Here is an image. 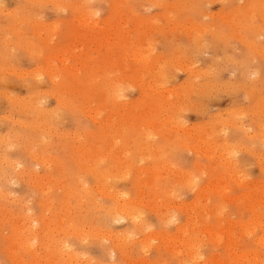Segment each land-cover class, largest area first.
Instances as JSON below:
<instances>
[{"label":"rangeland","instance_id":"obj_1","mask_svg":"<svg viewBox=\"0 0 264 264\" xmlns=\"http://www.w3.org/2000/svg\"><path fill=\"white\" fill-rule=\"evenodd\" d=\"M80 14L86 15L84 21ZM92 84L94 89H100L89 96L87 92ZM115 93L118 96L113 95ZM95 110L98 111L94 114ZM103 127L106 131L108 127L111 130L106 133L110 134V138H106L108 141L104 139ZM97 132L104 137L100 138V142H90L89 134ZM169 136H172L171 139ZM101 142L102 145H95ZM94 147L100 151L98 157L95 153V160L92 157L95 155ZM83 150H87L86 154L90 151L88 155L92 150L93 153L92 158H85L81 162L78 157L85 156ZM101 151L103 154H100ZM137 153L139 156H136ZM102 155L104 161H99ZM41 157L44 160L46 158V162ZM121 157L124 159L121 160ZM92 160L96 165L90 164ZM123 161L128 163L122 164ZM87 163L91 165H88L89 168ZM120 163L123 169L118 167ZM95 169L98 171L95 172ZM85 172H93L91 175L96 173L95 177L98 178ZM81 176L84 180L87 178L85 182L81 180L83 185L86 183L85 190L89 188V193L92 191L93 199L92 195H87L88 199L90 196L97 203L90 206L94 201H88L85 194L80 192L82 204L77 209L78 204L75 203L79 200L72 194L65 195L64 190L67 191L66 185L68 190H71V186L77 189L81 184L78 180ZM101 177H105L102 184L99 181ZM95 184L98 188L104 185L102 189L105 193H97L95 190L100 188ZM217 187L226 195L219 193ZM205 192H208V199L204 197ZM118 195L123 197L124 202L126 200V204L133 200L128 202L132 211L140 209L141 212L137 211L140 212V219L136 221L141 223L145 232H141L140 226V229L137 226L135 230L136 225L126 217H117V222L110 218L103 224V210L108 211L114 205L122 204V200H119L121 196ZM255 198L259 200L258 203L253 200ZM48 200H53L50 205L47 204ZM263 202L264 1L0 0V264H17V257H22L18 258V264H29L41 254L45 257L46 254L41 253L44 252V246L50 248L45 253L50 256L54 254L58 259L48 255L44 259L41 256L46 263L49 260L48 264H55V261L64 264L67 259L69 264H207L217 255L226 260L230 258V252L240 254L246 249L250 259L246 258L245 261L248 259L249 262L239 261L243 264H264V246L259 243V235L263 237L264 234ZM51 204L54 208H51ZM197 204L216 205L217 215L210 213L208 219L201 220L207 221L208 227L211 226L214 232L218 228L217 231L223 234L219 240L212 238L213 243L204 233L199 234L194 251L196 254L193 252L200 256L199 259L194 258L198 263L192 256L181 253L182 248L177 240H174L176 243L168 241L170 236L178 235L175 232L177 225L187 223L188 219L195 220L191 207ZM249 204L253 205L251 211ZM44 207L56 210L55 217H62L66 225L62 227L51 211L48 213L46 210L44 213ZM61 207L70 208L64 211ZM99 207L104 209L99 210ZM254 209L260 212L261 225L255 223L243 231L242 228H247L246 222L252 219ZM59 210L65 212L64 218ZM186 211L190 212L191 218ZM72 212L75 216L71 221ZM45 215L47 220H44ZM66 216H71L70 221ZM77 216H81L80 221L84 223L77 221L80 219ZM142 216L144 220L141 221ZM50 217L56 221L55 225L53 220H49ZM37 219L39 222L36 223ZM40 221L47 225L53 221V226L43 224L53 229L44 228ZM226 222H229L228 225ZM56 223H60L58 227L63 228L67 236L55 227ZM232 224L235 230L228 227ZM41 225L47 231L39 228ZM65 226L71 228H67L66 232ZM72 228L76 231L70 230ZM89 228L93 234L88 233ZM230 229L231 236L225 235L230 233ZM34 230L38 238L32 239L27 234H32ZM48 230L54 233L59 231V234L49 233ZM28 231L30 233H26ZM41 231L48 233L41 235ZM106 233H110V236ZM124 233L127 240L130 238L129 242L126 240L127 243L122 242L126 239ZM156 233L163 236L162 242L160 236L155 238ZM79 236L80 240L85 241L79 242ZM111 236H118L117 241L113 239L114 242L110 243ZM151 236L153 238L150 239ZM227 236L229 240L233 238L231 240L236 244L238 242V246L234 242L231 244L232 241L229 243ZM26 238H29L26 244L30 240H35L36 244L30 242L32 248L28 245L25 248V243L21 244L20 240L25 241ZM144 239L147 241L144 242ZM118 241L125 244L126 248ZM113 243L124 248L120 249L121 253L112 251L110 245ZM18 244L22 245L21 249L12 252L14 246L20 247ZM168 244L173 245L172 248L177 249V252L180 251V255L177 252L175 255ZM30 248H34L35 252ZM65 250L71 252V257L75 255L73 260H69L70 256L64 257L67 253ZM33 252H38L36 258ZM254 253L262 257L255 261L252 259ZM42 260L38 258L36 264L45 263ZM229 261L231 264H242Z\"/></svg>","mask_w":264,"mask_h":264},{"label":"bare ground","instance_id":"obj_2","mask_svg":"<svg viewBox=\"0 0 264 264\" xmlns=\"http://www.w3.org/2000/svg\"><path fill=\"white\" fill-rule=\"evenodd\" d=\"M263 1H264V0H262V2H263ZM250 2H251V1H250ZM254 3H255V2H254ZM28 7H29V6H28ZM90 12H91V11H90ZM80 15H81V14H80ZM84 15H85V14H82V15H81V17H82L81 19H82V20L86 17V15H85V16H84ZM83 17H84V18H83ZM87 20H88V18L86 19V21H87ZM83 21H84V20H83ZM109 60H110V59H109ZM46 62H47V61H46ZM113 63H115V62H113ZM51 70H52V69H51ZM45 71H46V70H45ZM49 71H50V70H49ZM55 73H56V72H55ZM55 73H53L54 76H56ZM45 75H47V74H45ZM58 76H59V75H58ZM58 76H57V77H58ZM88 76H89V75H88ZM92 76H93V75H92ZM49 78H50V77H49ZM53 78H54V77H53ZM51 82H52V81H51ZM112 82H113V81H112ZM112 82H111V83H112ZM52 83H53V82H52ZM54 84H55V83H54ZM87 84H88V82H86V85H87ZM101 84H102V83H101ZM108 84H109V83H108ZM94 87H95V86L92 84L91 88H88V92H87V94H89V96L92 94V92H95L97 89H100V88H97V89L95 88V89H94ZM110 87H111V86H110ZM114 88H115V87H114ZM114 88H113V89H114ZM113 89H112V90H113ZM105 90H108V89L106 88ZM62 91H64V89H63ZM101 91H102V90H101ZM101 91H99V92L101 93ZM89 92H90V93H89ZM108 92H109V91H108ZM113 92H114V91H113ZM64 93H65V92H64ZM111 93H112V92H111ZM117 93H118V92H117ZM117 93H115V94H113V95H116ZM4 94H5V93H4ZM82 94H83V93H82ZM94 94H96V93H93L92 96H93ZM108 94H110V93H108ZM51 95H52V94H51ZM87 96H88V95H87ZM92 96H91V97H92ZM95 96H96V95H95ZM117 96H118V94H117ZM52 97H53V96H52ZM91 97H90V98H91ZM104 97H105V96H104ZM112 97H114V96H112ZM108 98H109V97H108ZM115 99H116V98H115ZM111 100H112V98H111ZM113 100H114V99H113ZM61 102H62V101H61ZM35 103H37V102L35 101ZM155 103H156V102H155ZM158 103H159V102H158ZM33 105H34V104H33ZM60 106H61V104H60ZM68 106H69V105H68ZM100 106H101V105H100ZM171 106H172V105H171ZM63 107H64V106H63ZM33 108H34V107H33ZM166 108H169V107H166ZM166 110H167V109H166ZM169 110H170V109H169ZM169 110H167V111H169ZM22 111H23V110H22ZM93 111H94V110H93ZM95 111H96V110H95ZM97 111H98V110H97ZM97 111L94 112V114L97 113ZM164 111H165V110H164ZM167 111H166V112H167ZM90 112H91V111H90ZM164 114H165V113H164ZM38 115H39V114H38ZM98 115H99V113H98ZM166 115H168V114L166 113ZM90 117H91V116H90ZM90 117H89V119H91ZM92 117H93V116H92ZM41 118H42V117H41ZM5 119H6V118H5ZM43 119H44V118H43ZM92 119H93V118H92ZM34 120H35V119H34ZM93 120H94V119H93ZM161 121H162V120H161ZM163 121L165 122V120H163ZM166 121H167V120H166ZM94 122H95V121H94ZM164 122H163V123H164ZM101 123H102V122H101ZM106 123H107V122H106ZM112 123H113V122H112ZM21 124H22V123H21ZM130 124H131V123H130ZM135 124H136V123H135ZM103 125H104V123H103ZM111 125H112V124H111ZM164 125H165V124H164ZM164 125H163V127H164ZM105 127H106V126H105ZM118 127H119V126H118ZM130 127H131V125H130ZM130 127H129V128H130ZM113 128H116V127H113ZM84 129H85V128H84ZM84 129H83V130H84ZM103 129H104V127H103ZM103 129H102V132H103ZM106 129H107V128H106ZM104 130H105V129H104ZM108 130H110L109 127H108ZM108 130H107V131H108ZM119 130H120V129H119ZM130 130H131V129H130ZM84 131H85V130H84ZM84 131H83V132H84ZM100 131H101V130H100ZM100 131H99V134H100ZM107 131L105 130V132H104V133H105V138H104L105 141L107 140L106 138H108V135H110V134H108V135L106 134V133H110L109 131H108V132H107ZM110 131H111V130H110ZM117 131H118V130H117ZM163 131H164V130H163ZM120 132H121V130H120ZM136 132H137V131H136ZM138 132H139V131H138ZM85 133H86V132H85ZM101 134H102V133H101ZM120 134H122V133H120ZM166 134H167V133H166ZM144 135H145V134H144ZM144 135H143V136H144ZM162 135H163V134H162ZM167 135H168V134H167ZM101 136H102V135H98V132H97V134H96V133H91V134H89L88 137H89V141H90V142H100V138L102 139V138L104 137V136H103V137H101ZM106 136H107V137H106ZM114 136H115V135H114ZM120 136H121V135H120ZM260 136H261V135H260ZM115 137H116V136H115ZM123 137H124V135H123ZM147 137H148V136H147ZM166 137H168V136H166ZM169 137H170V139H171L172 136H169ZM40 138H41V137H40ZM109 138H110V137H109ZM109 138H108V139H109ZM127 138H128V137H127ZM114 139H115V138H114ZM166 139H167V138H166ZM166 139H165V140H166ZM168 139H169V138H168ZM170 139H169V140H170ZM15 141H16V140H15ZM82 141H83V140H82ZM107 141H108V140H107ZM117 141H118V140H117ZM124 141H127V140H124ZM128 141H129V140H128ZM130 141H131V140H130ZM137 141H138V140H137ZM183 141H184V140H183ZM2 142H3V141H2ZM30 142H31V141H30ZM90 142H89L88 144H90ZM121 142H122V141H121ZM184 142H185V141H184ZM102 143H103V142H101V143H95V145H96V144H98V145L101 144V145H102ZM124 143H125V142H124ZM130 143H131V142H130ZM140 143H141V142H140ZM140 143H139V145H140ZM145 143L148 144L147 142H145ZM167 143H168V142H167ZM3 144H4V143H3ZM104 144H105V143H104ZM108 144H109V143H108ZM111 144H112V143H111ZM169 144H170V143H169ZM181 144H182V146H183V143H181ZM30 145H31V144H30ZM105 145H107V143H106ZM105 145H104V149H105V151H106L107 149L105 148V147H106ZM179 145H180V144H179ZM91 146H92V145H91ZM96 146H97V145H96ZM99 146H100V145H99ZM110 146H111V145H110ZM150 146H151V145H150ZM84 147H85V146H84ZM88 147H90V146H87V148H88ZM102 147H103V146H102ZM142 147H145V148H146V146H142ZM147 147H149V146H147ZM184 147H185V146H184ZM222 147H223V146H222ZM31 148H32V147H31ZM46 148H47V147H46ZM91 148H92V147H91ZM94 148H95V147H94ZM125 148H126V147H125ZM167 148H168V147H167ZM223 148H224V147H223ZM240 148H241V147H240ZM7 149H8V148H7ZM89 149H90V148H89ZM95 149H96V148H95ZM95 149H94V150H95ZM100 149H101V148H100ZM102 149H103V148H102ZM102 149H101V150H102ZM108 149H109V148H108ZM113 149H114V148H113ZM152 149H153V148H152ZM162 149H163V148H162ZM31 150H32V149H30V151H31ZM87 150H88V149H87ZM87 150H83V151H85V156L83 155L84 158H83V156H81L82 158H81L80 156L78 157L79 160H81V162H83V161L85 160V158H92V157H93L94 160H95V156H96V154H97V157L99 156L98 154H99L100 151H99L98 148L95 150L96 152L94 151V154H95V153H96V154H95L94 156L92 155V157H91V154L93 153V150H92V153H91L90 155H88V153H89L90 151H88V153L86 154ZM110 150H111V149H110ZM110 150H109V152H110ZM118 150H119V149H118ZM148 150H149V149H148ZM148 150H146V151H148ZM150 150H151V149H150ZM159 150H160V149H159ZM165 150H166V149H165ZM24 151H25V150H24ZM103 151H104V150H103ZM103 151H101L102 153H100V154H103ZM105 151H104V152H105ZM121 151H122V150H121ZM155 151H156V149H155ZM117 152H118V151H117ZM122 152L124 153L125 151H122ZM81 153H82V152H81ZM83 153H84V152H83ZM106 153H107V151H106ZM110 153H111V152H110ZM110 153H109V155H111ZM125 153H127V152H125ZM140 153H142V152H139V154H140ZM143 153H144V150H143ZM153 153H155V152H153ZM104 154H105V153H104ZM119 154H122V153H119ZM119 154H118V155H119ZM134 154H135V152H134ZM137 154H138V153H137ZM139 154L136 155V156H139ZM147 154H148V153H147ZM81 155H82V154H81ZM105 155H106V154H105ZM105 155H104V156H105ZM129 155H131V154H129ZM143 155H144V154H143ZM145 155H146V154H145ZM86 156H90V157H86ZM121 156H123V155H121ZM136 156H134V157H136ZM140 156H141V155H140ZM148 156H149V155H148ZM154 156H155V154H154ZM32 157H34V156H32ZM45 157H46V156H45ZM69 157H70V156H69ZM102 157H103V155L101 156V160H100V158H99V161H102V160L104 161V159H103ZM106 157H107V156H106ZM124 157H125V156H124ZM146 157H147V156H146ZM158 157H160V156H158ZM46 158L48 159V157H46ZM46 158H45V160H46ZM116 158H117V157H116ZM121 158H122L121 160L124 159L123 157H121ZM33 159H34V158H33ZM41 159L44 160V157H43V158L41 157ZM51 159H52V158H51ZM5 160H6V159H4V161H5ZM45 160H44V161H45ZM73 160H74V159H73ZM79 160L77 159V161H79ZM87 160H88V159H87ZM89 160H91V159H89ZM94 160H92L91 162H90V161H87V162H90L91 165H94V164L96 165V163H95ZM117 160H118V159H117ZM117 160H116V161H117ZM121 160H120V161H121ZM49 161H50V159H49ZM93 161H94V162H93ZM96 161H97V160H96ZM120 161H118V162H120ZM42 162H43V161H42ZM45 162H46V161H45ZM126 162H127V161H126ZM126 162L123 161L122 164H123V163L126 164ZM130 162H131V161H130ZM130 162H129V164H130ZM92 163H93V164H92ZM103 163H104V162H103ZM127 163H128V162H127ZM5 164H6V163H5ZM74 164H75V163H74ZM84 164H85V163H84ZM100 164H101V163H100ZM42 165H43V164H42ZM42 165H41V166H42ZM62 165H63V164H62ZM86 165H87V167H88L89 164L87 163ZM91 165H89V166H91ZM11 166H12V165H11ZM11 166H10V168H11ZM16 166H17V165H16ZM126 166H127V165H125V167H124L125 170H126ZM155 166H156V165H155ZM82 167H83V166H82ZM87 167H86V168H87ZM118 167H121V168L123 169V167L121 166V163H120V165H118ZM83 168L86 169L85 167H83ZM83 168H82V169H83ZM88 168H89V167H88ZM96 168H97V167H96ZM111 168H112V167H111ZM113 168H114V167H113ZM151 168H152V167H151ZM159 168H160V167H159ZM48 169H49V168H48ZM119 169H120V168H119ZM119 169H118V170H119ZM149 169H150V168H149ZM58 170H59V169H58ZM91 170H94V168H93V169H90L89 171H91ZM95 170H96L95 172L98 171L97 169H95ZM104 171H105V170H104ZM113 171H115V170H113ZM57 172H58V171H57ZM62 172H63V171H62ZM82 172H83V171H82ZM87 172H88V171H87ZM87 172H85V173L91 175V173H93L94 171H93V172H90V173H87ZM100 172L102 173V171H100ZM149 172H150V171H149ZM98 173H99V172H98ZM98 173H97V176H98ZM110 173H112V172H110ZM115 173H118V172L115 171ZM51 174H52V173H51ZM95 174H96V173H95ZM95 174H94V175H91V176H92V177L94 176L93 178H96V179H97L98 177H95V176H96ZM103 174H104V173H103ZM72 175H73V174H72ZM78 175H79V172H78ZM104 175H106V174H104ZM107 175H108V174H107ZM112 175H113V173H112ZM112 175H109L108 177H111ZM153 175H154V173H153ZM228 175H229V174H228ZM33 176H34V175H33ZM40 176H41V175H40ZM43 176H44V175H43ZM113 176L115 177V174H114ZM116 176H117V174H116ZM149 176H150V175H149ZM18 177H19V176H18ZM70 177H71V176H70ZM74 177H75V176H74ZM84 177H85V176H84ZM108 177H106V178L108 179ZM187 177H189V176H187ZM187 177H186V178H187ZM75 178H76V177H75ZM75 178H74V179H75ZM81 178H82V176L78 179V180H80V183H81V184L77 183V184H79V185H81V186H79V185L77 186V184H76V186H77V189H80V188H81L82 191H81V189L77 191L76 187L73 186V188H72V186H71L70 184H69V185L71 186V190H68V188H67L68 185H66V183H65V185L67 186V187L65 186V187H66L65 189H67V191H65L64 188H63V190H64V192H65L64 194H65V195L67 194V196H72V195H73V197L75 196L74 198H75L76 200H79V199L81 198V197L79 196V195H80V194H79L80 192H82L83 195L85 194L86 197H87V195H90V196H91V195H92V194H91L92 191H91L90 193H89V191H88V190H91V189L88 188V189L85 190V184H86V183H84V185L82 184V182H85L87 178L85 177V178H86L85 180H84L83 178H82V179H81ZM111 178H112V177H111ZM49 179H50V178H49ZM49 179H48V180H49ZM103 179H105V177H103V178L101 177V179H99V181H101V182H100L101 184H102V180H103ZM188 179H189V178H188ZM78 180H77V182H78ZM81 180H82V182H81ZM94 180H95V179H94ZM11 181H12V180H11ZM13 181H14V180H13ZM65 181H66V180H65ZM96 181H97V180H96ZM107 181H108V180H106V182H107ZM55 182H56V181H55ZM103 182H104V181H103ZM111 182H112V181H111ZM209 182H210V181H209ZM213 182H214V181H213ZM56 183H57V182H56ZM58 183H59V181H58ZM75 183H76V182H75ZM75 183H73V184H75ZM94 183H95V182H94ZM44 184H45V183H44ZM44 184H43V185H44ZM46 184H48V183H46ZM49 184H50V183H49ZM52 184H54V182H53ZM211 184H212V183H211ZM57 185H58V184H57ZM95 185H96V184H95ZM107 185H108V183H107ZM208 185H209V184H208ZM212 185H214V184H212ZM52 186L54 187V185H52ZM58 186H59V185H58ZM60 186L63 187V186H64L63 183L61 184V182H60ZM96 186H97V185H96ZM103 186H104V185H102V186L99 187V188L102 189ZM105 186H106V185H105ZM136 186H137V185H136ZM215 186H217V185H215ZM259 186H260V185H259ZM44 187H45V190H46V185H45ZM44 187H43V188H44ZM61 187H60V188H61ZM78 187H80V188H78ZM206 187L208 188V186H206ZM206 187H205V188H206ZM219 187H220V186H219ZM219 187H217L218 190H219ZM48 188H49V187H48ZM55 188H57V190H58V187H57L56 185H55ZM90 188H91V187H90ZM97 188H98V186H97ZM99 188H98V189H99ZM100 189H99V190H100ZM153 189L155 190V188H153ZM52 190H53V189H52ZM99 190H95V191H97V193H99V194H102V192L105 193V192H104V189H102V191L100 190L101 192H99ZM209 190H210V189H209ZM221 190H222V189H221ZM221 190H219V193L224 194L223 191H221ZM61 191H62V188H61ZM68 191H69V192H68ZM211 191H212V189H211ZM62 192H63V191H62ZM87 192H88L89 194H88ZM142 192H143V191H142ZM208 192H210V191H208ZM208 192H205V196H204L205 198H206V194H207ZM217 192H218V191H217ZM42 193H43V192H42ZM47 193H48V192H47ZM107 193H108V192H107ZM107 193H106V194H107ZM212 193H213V192H212ZM250 193L252 194L253 192H250ZM68 194H69V195H68ZM70 194H72V195H70ZM106 194H103V195L105 196ZM108 194H109V193H108ZM143 194H144V192H143ZM194 194H195V193H194ZM244 194H246V193H244ZM43 195H44V194H43ZM65 195H64V196H65ZM156 195H157V193H156ZM195 195H196V194H195ZM198 195H199V194H198ZM207 195H208V194H207ZM224 195H226V194H224ZM3 196H4V195H3ZM67 196H66V198H67ZM81 196H82V195H81ZM90 196H89V199H88V197H87V199H88V201L90 200V202H93V201H94V200H92V199H93V195H92V197H91L92 199L90 198ZM100 196H101V195H100ZM112 196H113V195H112ZM115 196L117 197V193H116ZM115 196H113V197H115ZM118 196H121V195H118ZM124 196H125V195H124ZM126 196H127V195H126ZM140 196L142 197L141 194H140ZM196 196H197V195H196ZM202 196H203V195H202ZM245 196H247V195H245ZM248 196H249V194H248ZM248 196H247V197H248ZM49 197H50V196H49ZM49 197H47V198H49ZM73 197H72V198H73ZM82 197H83V196H82ZM86 197H85V198H86ZM116 197H115V198H116ZM141 197H140V198H141ZM151 197H152V195H151ZM151 197H150V198H151ZM157 197H159V196H157ZM249 197H250V196H249ZM249 197H248V198H249ZM255 197H256V196H255ZM70 198H71V197H70ZM74 198H73V199H74ZM83 198H84V197H83ZM83 198H82L81 200L84 201L85 198H84V199H83ZM119 198H120V197H119ZM119 198H118V199H119ZM125 198L127 199V197H125ZM155 198H156V197H155ZM202 198H203V197H202ZM236 198H237V197H236ZM239 198H240V197H239ZM241 198H243V197H241ZM251 198H253V197H251ZM260 198H261V197H260ZM206 199H208V198H206ZM76 200H75V202H76ZM111 200H112V198H111ZM114 200H115V199H114ZM116 200H117V199H116ZM119 200H122V201H121L122 204H121V205H117V204H116L117 206L114 205V206H116V207L113 206V207L110 208V209L108 208V209H109L108 211H105L106 209L103 210L104 208L102 209V207H99V208H98L99 210L102 209L103 212H104V213H103V212L101 211V212L103 213V214L101 215V216H102L101 218H102V220H103V224H105V222H107V220L110 219V218L115 219V221H116V218H117V217H122V219H123V217H126V218H129L130 220H132L131 222L134 223V224L136 225V226L133 225L134 228H135V230H136V227H137V226H138L137 229H140V228H141L140 230H143V229H142L143 226L140 225L141 223H140V224H139V222L137 223V221H139L138 219H140V215H139V213L141 212L140 209L137 208L138 210L136 209V212H135V211H132V210L130 209V207L128 206V205H129L128 202H132L133 200L128 201L127 204H126V200H125V202L123 201V197H122V196H121V198H120ZM128 200H129V198H128ZM134 200H135V199H134ZM228 200H229V198H228ZM247 200H248V199H247ZM249 200H250V198H249ZM251 200H252V199H251ZM253 200L256 201V198L253 199ZM257 200H258V199H257ZM46 201H47V200H45L44 202H46ZM51 201H53V200H51ZM51 201L48 200L47 204L50 205L49 203H50ZM88 201L86 200L87 203H88ZM103 201H104V200H103ZM199 201H200V200H199ZM207 201H208V200H207ZM240 201H241V199H240ZM242 201H243V200H242ZM258 201H259V200H258ZM258 201H256V202L258 203ZM66 202H68L67 199H66ZM81 202H82V201L79 200V201H77V203H75L76 205L78 204V206H76L77 209L79 208V204H82ZM84 202H85V201H84ZM84 202H83V203H84ZM86 202H85V203H86ZM90 202H89V203H90ZM116 202H118V200H117ZM205 202H206V201H205ZM252 202H253V201H252ZM64 203H65V202H64ZM85 203H84V204H85ZM94 203H95V201H94L92 204H90V206L93 205ZM96 203H97V202H96ZM96 203H95V204H96ZM100 203H101V202H100ZM114 203H115V202H114ZM137 203H138V200H137ZM137 203H136V204H137ZM195 203H196V202H195ZM198 203H199V202H198ZM253 203H254V202H253ZM257 203H256V204H257ZM259 203H260V202H259ZM263 203H264V202H263ZM40 204H41V203H40ZM42 204H43V203H42ZM42 204H41V205H42ZM44 204H45V203H44ZM44 204H43V205H44ZM54 204H55V203H54ZM67 204H69V202H68ZM95 204H94V205H95ZM101 204H102V203H101ZM111 204H112V203H111ZM118 204H120V203H118ZM138 204H141V202H139ZM153 204H154V202H153ZM153 204H152V206H153ZM167 204H168V203H167ZM235 204H236V203H235ZM256 204H255V205H256ZM45 205H46V204H45ZM45 205H44V206H45ZM51 205H52V204H51ZM94 205H93V206H94ZM182 205H183V204H182ZM232 205H233V204H232ZM246 205H247V204H246ZM46 206H47V205H46ZM68 206H69V205H68ZM93 206H92V207H93ZM130 206H131V203H130ZM134 206H135V203H134ZM149 206H150V204H149ZM242 206H243V205H242ZM249 206H251V205L249 204ZM259 206H260V205H259ZM66 207H67V205H66ZM92 207H91V209H92ZM109 207H110V206H109ZM131 207H133V204H132ZM135 207H136V206H135ZM239 207H240V206H239ZM244 207H245V206H244ZM252 207H253V205L250 207V211L252 210ZM257 207H258V206H256V209H257ZM44 208H45V207H44ZM48 208H49V206H48ZM48 208H47V209H48ZM51 208H54V205H52ZM55 208H56V206H55ZM62 208H63V207H61V209H62ZM69 208H70V207H69ZM69 208H68V209H69ZM94 208H95V207H94ZM154 208H155V207H154ZM191 208H192V211H191V212H193L195 216H194V215H193V216L190 215V212H188V211H186V212L189 213L190 218H191V216H192L193 218L195 217V218H194L195 220H192V219H191V221H192V222H191V221L188 219V220H187V223L185 222L186 224L183 223L184 225H183V224H182V225H179V226L177 225L178 228L176 227L177 230H175V232H177L178 235L176 234V235H177L176 237H175V235H172V237L174 236L175 239H174V238H173V239H170V238H172V237L169 235L170 238H169V237H168V238H169L170 240H169L168 238H167V239H168V241H170L171 243H172V241L177 240V243L179 244V247L182 248V249H184V251H185V252H184V251L182 252V249H181V253H182V254L185 253L186 256H187V255H190V256L193 257L192 259H194L195 257H198V258H196V259H199L200 256L195 255L196 253L194 252L195 249H196L195 246H197V243H198V237H199V234L202 235V234L204 233V235H206V236H208L209 238H211V239H210L211 242H212V238H218V240H219V238H220L223 234L217 231L218 228H216L217 230H216V232H214L211 226H210L211 228L208 227V225H207V223H206L207 221L202 222V220H201L202 218H204V219H208L207 216H209L210 213H212V215H213V213L218 212V210L216 209V205H215V206H214V205H212V206H208V204H206V205H204V206H200L199 204H197V206L195 205V206H192ZM217 208H219V207H217ZM47 209L45 208L44 213H46V210H47ZM56 209H57V208H56ZM65 209H66V208L64 207L62 210L65 211ZM68 209H66V211H67ZM77 209H76V210H77ZM98 209H97V210H98ZM156 209H157V208H156ZM159 209H160V208H159ZM185 209H187V208L185 207ZM185 209H183V210H185ZM220 209H221V208H220ZM242 209H244V208H242ZM248 209H249V208H248ZM51 210H52V209L47 210L48 213H49ZM70 210H71V209H70ZM89 210H90V209H89ZM93 210H95V209H93ZM160 210H161V209H160ZM190 210H191V209H190ZM257 210H259V209H257ZM59 211L62 212L61 210H59ZM137 211H140V212L137 213ZM221 211H222V210H221ZM237 211H238V210H237ZM51 212H52L53 215H54V212H56V210H55V211L53 210V211H51ZM75 212H76V211H75ZM98 212H99V211H98ZM204 212H206V213H204ZM258 212H259V211L256 212V210L254 209L252 219L246 222V227H247V228H242V227H240V225H239L240 223L237 224V222H236V224L239 225V228H242L243 231H244V230H245V231L248 230L249 227L252 226V225H254L255 223H256V224H257V223H260L259 220L261 219V216H260V214H259L260 212H259V213H258ZM52 213H50V214H52ZM67 213H68V212H66V214H67ZM73 213H74V212H72V214H73ZM79 213H81V212H79ZM79 213H78V214H79ZM159 213H160V212H159ZM159 213H158V214H159ZM162 213H163V212H162ZM162 213H161V214H162ZM183 213L185 214V211H184ZM188 213H186V214H188ZM235 213H236V210H235ZM61 214H63V218H64V216H65V215H64L65 212H62ZM68 214H69V213H68ZM72 214H71L72 219H71V216H70V217L66 216V218H68L69 221H70V219H71V221H72V220H73V216H75V214H73V215H72ZM78 214H77V215H78ZM110 214H111L112 216H110ZM204 214H205V216L202 217ZM215 214H216V213H215ZM250 214H251V213H250ZM262 214H263V213H262ZM262 214H261V215H262ZM22 215H23V213H22ZM40 215H41V214H40ZM56 215H57V214H56ZM58 215H59V214H58ZM85 215H86V214H85ZM104 215H105V217H104ZM212 215H211V216H212ZM216 215H217V214H216ZM27 216H29V215H27ZM49 216H50V215H49ZM60 216H61V215H60ZM159 216H160V215H159ZM162 216H164V215H162ZM167 216H168V215H167ZM262 216H263V215H262ZM45 217H46V219H44ZM45 217H44L43 219H44V220H47L48 218H47L46 215H45ZM58 217H59V216H58ZM164 217H165V216H164ZM263 217H264V216H263ZM54 218L57 219V217H55V215H54ZM61 218H62V217H59V219H57V220H58L59 222H61V226L64 227V224L66 225V222L64 223L63 219H61ZM74 218H76V217H74ZM77 218H78V219L80 218V219L77 220V221L82 220V219H81V216H79V217L77 216ZM166 218H167V217H166ZM187 218H188V217H187ZM215 218H216V217H215ZM217 218H218V217H217ZM217 218H216V219H217ZM43 219H42V220H43ZM56 219H55V220H56ZM97 219H98V218H97ZM120 219H121V218H119V220H120ZM122 219H121V220H122ZM142 219H143V216H142V218H141V221H142ZM159 219H160V217H159ZM204 219H203V220H204ZM218 219H219V218H218ZM249 219H250V218H249ZM17 220H18V219H17ZM21 220H22V219H21ZM40 220H41V219H40ZM49 220H53V219H51V217H50ZM60 220H61V221H60ZM68 220H67V221H68ZM91 220H92V219H91ZM95 220H96V219H95ZM130 220H129V222H130ZM136 220H137V221H136ZM143 220H144V219H143ZM171 220H172V218H171ZM222 220H223V219H222ZM222 220H220V221H222ZM36 221L39 222L38 219L35 220V222H36ZM53 221H54V220H53ZM53 221H50V222H51V223L49 222L50 224H49L48 222H46V223H48L49 225L52 224L51 226H53V223H52ZM58 221H57V222H58ZM69 221H68L67 223H69ZM74 221L76 222V219H75ZM92 221H93V220H92ZM99 221H100V219H99ZM108 221H109V220H108ZM113 221H114V220H113ZM123 221H124V220H123ZM185 221H186V220H185ZM188 221H190V222H188ZM217 221H218V220H217ZM223 221H224V220H223ZM226 221H227V220H226ZM238 221H239V220H238ZM261 221H262V220H261ZM21 222H22V221H21ZM37 222H36V223H37ZM55 222H56V221H54V225H55ZM75 222H74V223H75ZM80 222H83V223H84V221H80ZM90 222H91V221H90ZM95 222H96V221H95ZM116 222H117V221H116ZM169 222H171V221H169ZM208 222H209V221H208ZM32 223H34V220H33ZM78 223H79V222H78ZM83 223H82L81 225H83ZM145 223H147L146 220H145ZM166 223H167V221H166ZM174 223H175V222H174ZM226 223H227V225H228L229 222H226ZM16 224H17V222H16ZM16 224H15V227H16ZM27 224H28V223H27ZM40 224L43 225V224H45V223H44V222L42 223V221H40ZM70 224H71V222H70ZM70 224H68V225H70ZM76 224H77V222H76ZM79 224H80V223H79ZM79 224H78V226H79ZM97 224H100V222H99V223L97 222ZM103 224H101V225H103ZM107 224H108V223H107ZM142 224H144V223L142 222ZM219 224H221V223L219 222ZM223 224H224V223H223ZM243 224H244V223H243ZM18 225H19V223H18ZM30 225H31V223H30ZM33 225H35V224H33ZM33 225H32V226H33ZM42 225H41V227H39V228H41V229H43V230H45L44 228H46L47 226H49V225L45 224V225H47V226L45 227V225H43L44 228H42V227H43ZM56 225H57V226H55V227H58V226L60 225V223H56ZM71 225H72V224H71ZM71 225H70V226H71ZM74 225H75V224H74ZM91 225H92V224H91ZM91 225H89V226H91ZM164 225H165V223H164ZM229 225H230V224H229ZM244 225H245V224H244ZM257 225H258V224H257ZM260 225H261V223H260ZM260 225H259V226H260ZM22 226H24V225H22ZM26 226H28V225H26ZM75 226H76V225H75ZM94 226H95V224H94ZM99 226H100V225H99ZM103 226H104V225H103ZM133 226H132V227H133ZM139 226H140V228H139ZM144 226H145V228H146V225H144ZM222 226H223V225H222ZM235 226H236V225H235ZM241 226H242V223H241ZM248 226H249V227H248ZM24 227H25V226H24ZM24 227H23V229H24ZM28 227H29V226H28ZM65 227H66V226H65ZM71 227H72V226H71ZM71 227H66V229H65L66 232H67V230H68L69 228H71ZM79 227H80V226H79ZM79 227H77L76 229H77V230L79 229V231H81V229H80ZM147 227H149V226H147ZM228 227H230V228L232 229L233 224H232V226H228ZM228 227H227V228H228ZM243 227H244V226H243ZM263 227H264V224H263ZM11 228H12V227H11ZM31 228H32V227H31ZM31 228H29V229H31ZM39 228H38V231L40 230ZM47 228H49V230H52V229H53V227H51V228H50V227H47ZM47 228H46V229H47ZM58 228H59V231H60V229H61L60 232H62L63 234L65 233V231L63 232V228H60V227H58ZM67 228H68V229H67ZM74 228H75V227H74ZM74 228H72V229H70V230H72V231H76V230H73ZM97 228H99V227H97ZM100 228H101V227H100ZM104 228H105V227H104ZM224 228H225V227H224ZM253 228H254V227H253ZM261 228H262V227H261ZM29 229H28V230H29ZM82 229L84 230V228H82ZM89 229H90V230H88V233H89V232L92 233L93 231H91V228H89ZM93 229H94V228H93ZM95 229H96V227H95ZM231 229H230V230H231ZM233 229L235 230V228H233ZM233 229H232V230H233ZM250 229H251V228H250ZM259 229H260V228H259ZM19 230H20V229H19ZM21 230H22V229H21ZM43 230H42V231H43ZM49 230H48V231H49ZM70 230H69V231H70ZM140 230H139V231H140ZM228 230H229V228H228ZM232 230H231V231H228V233L230 232L229 234H225V232H224V234H225V235H230V236H231V232H232ZM253 230H255V229H253ZM30 231H31V230H30ZM34 231H35V230H34ZM42 231H41V235H43L42 233H44V234H45V233H48V232H45V231H47V230H45L44 232H42ZM59 231H55L56 233H54V232H50V231H49V233H52V234H53V233H54V234H57V233H58V234H59ZM69 231H68V232H69ZM133 231H134V230H133ZM147 231H148V230H147ZM222 231H223V230H221V232H222ZM255 231H256V230H255ZM262 231H263V233H264V230H262ZM17 232H18V231H17ZM36 232H37V231L33 232L32 234H27V235H31L32 239H35V237H37V236L35 235ZM39 232H40V231H39ZM77 232H78V231H77ZM81 232H82V231H81ZM81 232H80V236H81L82 233L85 235L84 231H83L82 233H81ZM85 232H87V231H85ZM99 232H100V231H99ZM109 232H110V231H109ZM141 232L143 233V232H145V231L143 230V231H141ZM150 232H151V231H150ZM150 232H148V233H150ZM247 232H248V231H247ZM26 233H30V232L28 231V232H26ZM34 233H35V234H34ZM73 233H75V232H73ZM96 233H97V232H96V230H95V234H96ZM104 233H105V232H104ZM125 233H126V232H125ZM125 233H124V234H125ZM241 233H242V232H241ZM251 233H252V232H251ZM89 234H90V233H89ZM92 234H93V233H92ZM101 234H103V233H100V235H101ZM106 234H107V233H106ZM109 234H110V233L107 234L108 237L110 236ZM131 234H132V233H131ZM131 234H129V235L131 236ZM153 234L155 235V233L152 232V235H153ZM161 234H163V233H161ZM173 234H174V233H173ZM221 234H222V235H221ZM246 234H247V233H246ZM249 234H250V233H249ZM16 235H18V234H16ZM32 235H33L34 237H33ZM45 235H46V234H45ZM64 235H66V234H64ZM68 235H69V237H70V234H68ZM75 235H78V234L75 233ZM97 235H98V234H97ZM148 235H149V234H148ZM154 235H153V236H154ZM156 235H157V233H156ZM163 235H165V234H163ZM241 235H242V234H241ZM243 235H244V234H243ZM24 236H25V234H24ZM24 236H21V237L23 238ZM58 236H61V235H58ZM66 236H67V235H66ZM72 236H74V234H73ZM80 236H79V240H78L79 242L82 240V239L80 240ZM87 236H92V235H87ZM103 236H104V235H102V237H103ZM130 236H129V237H130ZM149 236H150V235H149ZM153 236H151V237H149V238L151 239V238H153ZM158 236H160V234H158L157 236H155V238H157ZM230 236H229V237H230ZM232 236L234 237V235H232ZM244 236H245V235H244ZM259 236H260L261 239H260V241H259V238H258V241H259V243H261V246L263 247V246H264V234H263V237H261V236H262L261 234H260ZM17 237H18V236H17ZM19 237H20V236H19ZM21 237H20V238H21ZM26 237H27V236H26ZM42 237H43V239H45L44 236H42ZM42 237H40V238L42 239ZM47 237H48V236H47ZM47 237H46V238H47ZM83 237H86V236H82L81 238H83ZM92 237H96V236H92ZM92 237H89V238L91 239ZM104 237L107 238V236H104ZM111 237H112V236H111ZM117 237H118V236H117ZM117 237L114 236V238H113V237L110 238V239H112V240H110V243H111V241H113V239H114V241H115V239H116ZM123 237H124V236H123ZM125 237H126V239H123L124 241L122 240L123 243H124V242L127 243V242H126V240H127V235H126V234H125ZM161 237H163V236H160V238H159V237H158V238H159L160 241L162 242L163 239H162ZM164 237L166 238V235H165ZM237 237H238V236H237ZM241 237L243 238V236H241ZM20 238H19V239H20ZM37 238H38V237H37ZM62 238H63V237H62ZM76 238H77V236H76ZM86 238H87V237H86ZM146 238H148V237H146ZM165 238H164V239H165ZM256 238H257V237H256ZM19 239H18V240H19ZM24 239H25V238H24ZM41 239H40L39 242H38V246H39V244H40ZM54 239H55V238H53V240H54ZM57 239H58V237H57ZM60 239H61V237H60ZM67 239H68V237H66V238L64 239V243H65V244H66L65 240H67ZM108 239H109V238H108ZM161 239H162V240H161ZM204 239H206V238H204ZM220 239H221V238H220ZM225 239H226V238H224V240H225ZM227 239H228V242H229V243L233 240V238H230V240H229L228 236H227ZM231 239H232V240H231ZM236 239H237V238H236ZM14 240H15V239H14ZM27 240H29V238H26L25 241L22 239V240H20V242L22 241L21 244H23V243H25ZM47 240H48V239H47ZM53 240H49V241L52 242ZM58 240H59V239H58ZM62 240H63V239H62ZM101 240H102V239H101ZM119 240H120V238H119ZM129 240H130V238H129ZM129 240H127V241L129 242ZM148 240H149V239H148ZM154 240H155V239H154ZM171 240H172V241H171ZM200 240H201V239H200ZM202 240H203V239H202ZM213 240H215V239H213ZM216 240H217V239H216ZM218 240H217V241H218ZM23 241H24V242H23ZM42 241H43V240H42ZM49 241H48V242H49ZM54 241H55V240H54ZM60 241H61V240H60ZM84 241H85V239L82 240V242H84ZM114 241H113V242H114ZM116 241H117V239H116ZM120 241H121V240H120ZM120 241H118V242L120 243ZM143 241L146 242L147 240L145 241V239H144ZM155 241H156V240H155ZM157 241H158V239H157ZM168 241H167V243H168ZM207 241H208V240H207ZM256 241H257V239H256ZM258 241H257V242H258ZM261 241H262V242H261ZM30 242L32 243L33 240H32V241L30 240ZM30 242L28 241L29 244H28V243H27V244L25 243L26 245L24 244V247L26 246L25 248H27V245L30 246V244H31ZM43 242H44V241H43ZM55 242H56V241H55ZM61 242H62V241H61ZM61 242H60V243H61ZM148 242H150V241H148ZM158 242H159V241H158ZM220 242H221V241H220ZM222 242H223V241H222ZM228 242L226 241L225 243L229 245ZM233 242L235 243V241H232L231 244H232ZM17 243H18V242H17ZM33 243L36 244V243H35V240H34ZM56 243H59V242L57 241ZM56 243H55V244H56ZM76 243H77V242H76ZM123 243H120V244L123 245V247H124L125 244H123ZM142 243H143V242H142ZM165 243H166V242H165ZM174 243H176V242L174 241ZM205 243H206V242H205ZM212 243H213V242H212ZM120 244H118V243H116V244H115V243L111 244L110 246H112V248H113L112 251H114V252L117 253V252H120V251H121L120 249H124V248L121 247ZM143 244H144V243H143ZM162 244H163V243H162ZM200 244H201V243H200ZM226 244H225V245H226ZM235 244H236V243H235ZM18 245H19V244H18ZM61 245H63V244H61ZM163 245H164V244H163ZM165 245L167 246V244H165ZM176 245H177V244H176ZM228 245H227V246H228ZM236 245L238 246V242H237ZM249 245H250V244H249ZM259 245H260V244H259ZM16 246H17V245H16ZM19 246H20V245H19ZM21 246H22V245H21ZM21 246L18 247L19 249H18L17 247L14 246L15 250H14V248H13L14 251H12V252L15 253V251L20 250V249H21ZM31 246H32V245H31ZM31 246H30V247H31ZM33 246H34V245H33ZM42 246H43V245H42ZM47 246H49V245H47ZM51 246H52V244H51ZM53 246H54V245H53ZM56 246H57V245H56ZM63 246H64V245H63ZM110 246H109V247H110ZM129 246H130V245H129ZM168 246H171V244H170V245L168 244ZM221 246H222V245H221ZM234 246H235V245L233 244L232 247H234ZM237 246H236V247H237ZM250 246H251V245H250ZM40 247H41V245H40ZM67 247H68V246H67ZM67 247H66V248H67ZM127 247H128V246H127ZM172 247H174V246L172 245L171 248H172ZM176 247H177V246H176ZM198 247H199V246H198ZM228 247H229V246H228ZM232 247L230 246V248H232ZM236 247H235V248H236ZM243 247H244V246H243ZM16 248H17V249H16ZM22 248H23V247H22ZM28 248H29V247H28ZM31 248H32V247H31ZM31 248H30V250H31V251H34V248H33V249H31ZM54 248H55V246H54ZM54 248H53V249H54ZM68 248H71V246L68 247ZM68 248H67V250H68ZM110 248H111V247H110ZM125 248H126V246H125ZM128 248H129V247H128ZM177 248H178V247H177ZM206 248H207V247H206ZM23 249H24V248H23ZM23 249H22V251H23ZM47 249L50 251V248H48V247L45 248V246H44V252H41V253L46 254L45 257L48 255V253H45V251H46ZM53 249H51L52 252H53ZM56 249H57V248H56ZM24 250H25V249H24ZM39 250H41V249H39ZM39 250H38V252H39ZM57 250H58V249H57ZM61 250H62V249H61ZM63 250H64V249H63ZM172 250H174V249L172 248ZM175 250H176V251H175ZM175 250H174V252H173L174 254H175V252H177V249H175ZM178 250H180V249H178ZM231 250H233V249H231ZM10 251H11V250H10ZM25 251H27V250H25ZM49 251H48V252H49ZM58 251H60V250H58ZM70 251H71V250H70ZM122 251H123V250H122ZM34 252H35V251H34ZM34 252H33V254L35 255V258H36V257H37L36 254H37L38 252H37V253H34ZM52 252H50V253L53 254ZM64 252H67V251L65 250ZM72 252H73V254H74V251H72ZM193 252H194L195 254H194ZM14 253H12V255H13ZM29 253H32V252L29 251ZM59 253H60V252H59ZM67 253H68V252H67ZM67 253H65V256H64V257H67V256L69 257V256H70L71 259L69 258V260H73L72 258H74L75 255L71 257V252H69L70 255H68L69 253H68V254H67ZM86 253H88V252H86ZM120 253H121V252H120ZM170 253H171V252H170ZM177 253H179V255H180V251H178ZM5 254H6V253H5ZM16 254H17V253H16ZM61 254H64L63 251H61ZM73 254H72V255H73ZM81 254H82V253H81ZM125 254H126V253H125ZM249 254H250V253H248L247 249H246L244 252H241L240 254H235V252L232 251V253H231V252L229 253V257H230L229 259H226V260L223 259V260H222V259L219 258V256L217 255L218 257H217V256H216V257H213L208 263H210V264H231L229 260H233L234 262H241V261H239L240 259L242 260V262H243V260H244V262L247 261L246 263H248V262H249L248 259H250V257L248 258ZM6 255H7V254H6ZM34 255H33V257H34ZM39 255H40V254H39ZM39 255H38V256H39ZM53 255H54V254H53ZM53 255H52V256H53ZM113 255H114V254H113ZM175 255H176V254H175ZM9 256H10V255H9ZM21 256H22V254H21ZM41 256L44 257V255L41 254L40 257H38V258L42 260ZM52 256L48 255V257H50V258H52ZM59 256H60V254H59ZM61 256H62V255H61ZM79 256H80V255H79ZM31 257H32V256H31ZM45 257H44V259H45ZM64 257H63V259H65ZM108 257H109V256H108ZM252 257H253L252 259H255V261H256L257 258H261L262 256H261L260 254L258 255V254H255V253H254V254L252 255ZM15 258H16V256H15ZM18 258H22V257H17L16 262H17V261L20 262ZM38 258H37V260H38ZM54 258H55V260H58V259L56 258V256H55V257L53 256V259H54ZM59 258H62V257H59ZM122 258H123V257H122ZM187 258H188V257H187ZM201 258H202V257H201ZM246 258H248V259L245 261ZM12 259H14V258H12ZM33 259H34V258H33ZM33 259H32V260H33ZM44 259H43L42 261L46 263V261H45ZM46 259H47V258H46ZM53 259H52V261H53ZM188 259H189V258H188ZM20 260H22V259H20ZM32 260H31V262H30V261H29V262L33 264ZM37 260L34 259L33 261H35V262L37 263ZM47 260H48V259H47ZM74 260H75V259H74ZM189 260H190V259H189ZM194 260H195V259H194ZM50 261H51V259H50ZM52 261H51V262H52ZM160 261H161V260H160ZM195 261H196V263H198L197 260H195ZM18 262H17V264H18ZM65 262H66V261H64V264H69L68 259H67V262H68V263H67V262L65 263ZM142 262H143V261H142ZM242 262H241V263H242ZM14 263H15V262H14ZM21 263H22V262H21ZM30 263H29V264H30ZM36 263H35V264H36ZM45 263H41V264H45ZM48 263H49V260H48ZM48 263H46V264H48ZM56 263H57V261H55V264H56ZM62 263H63V262H62ZM74 263H75V261H74ZM79 263H80V262H78V264H79ZM88 263H90V262H88ZM88 263H87V264H88ZM208 263H207V264H208ZM246 263H244V264H246ZM11 264H12V263H11ZM19 264H20V263H19ZM25 264H27V263H25ZM51 264H53V263H51ZM57 264H60V263H57ZM71 264H72V263H71ZM140 264H142V263H140ZM146 264H147V263H146ZM194 264H195V263H194ZM239 264H240V263H239ZM242 264H243V263H242Z\"/></svg>","mask_w":264,"mask_h":264}]
</instances>
